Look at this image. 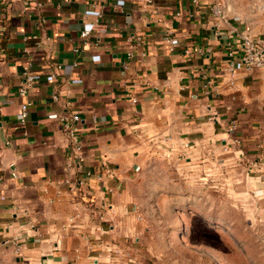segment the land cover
<instances>
[{
    "label": "crops",
    "instance_id": "crops-1",
    "mask_svg": "<svg viewBox=\"0 0 264 264\" xmlns=\"http://www.w3.org/2000/svg\"><path fill=\"white\" fill-rule=\"evenodd\" d=\"M258 7L264 0H0V255L130 264L150 204L190 206V184L231 166L264 180V69L226 53L242 32L264 44ZM26 67L37 81L20 96ZM62 115L81 146L74 158ZM168 165L172 174H155Z\"/></svg>",
    "mask_w": 264,
    "mask_h": 264
},
{
    "label": "rangeland",
    "instance_id": "rangeland-1",
    "mask_svg": "<svg viewBox=\"0 0 264 264\" xmlns=\"http://www.w3.org/2000/svg\"><path fill=\"white\" fill-rule=\"evenodd\" d=\"M163 171L172 174L169 165L155 174ZM194 173L199 174L197 167ZM209 175L215 178L188 186L196 197L190 206L162 201L156 213L155 204L149 205L134 234L130 264H264V180L250 183L241 178V167L233 166ZM0 264L26 263L3 252Z\"/></svg>",
    "mask_w": 264,
    "mask_h": 264
},
{
    "label": "built area",
    "instance_id": "built-area-1",
    "mask_svg": "<svg viewBox=\"0 0 264 264\" xmlns=\"http://www.w3.org/2000/svg\"><path fill=\"white\" fill-rule=\"evenodd\" d=\"M211 10H212V13L216 17H218L220 19L224 18L223 10L219 5L214 4L212 6ZM89 33H90L89 30H83L81 32V37H86L89 35ZM128 41H129V44H128L126 54H127V58L129 59L133 54L134 44L130 41V39H128ZM166 42L168 43L169 49H171V50L177 44L171 36L166 37ZM226 45L228 48V50L226 52L227 55L231 59L238 58L242 62L243 67L247 71H252L255 69H264V44H262L260 41L252 38L247 33L242 32L239 36L238 50H236V51L233 50L230 43H228V42H226ZM122 66L124 69H127L128 68V62L124 61L122 63ZM57 68H59V66H57ZM224 69L229 73L230 76H232L234 73V70H235V66H234L232 61H229ZM21 76H22V78H21V82L18 86L17 92L20 96H25L27 94V92L35 84V82L37 81V78L33 74L32 70L29 67H26L22 71ZM52 97H53V99H57L56 94H53ZM28 105H29L28 102H22L20 105V111L16 115L17 119L21 123H23L25 121V118L27 116ZM72 118L77 119V116L73 115ZM59 120L62 122L63 131L65 132V135L67 136V138L69 140L67 143V148H70L71 157L74 158L75 156H77V154L81 150V146H80L79 141L77 140L76 135H75L76 130L72 126L71 119L69 117L62 115L59 117ZM227 129H228L229 133H231V132L233 133L236 131L237 121L235 118H232L229 121ZM72 168H73L72 163L67 164V167H66L67 170H70ZM11 175L16 176V173L12 172ZM65 181L69 185L73 183V182H70L69 178ZM80 185H82L81 181H79L78 185L77 184L74 185V187L76 188V187H79ZM76 209L78 210L77 206H76ZM78 214L75 216L77 217ZM11 243L13 245L14 252L19 253L20 252V244H19L18 240L14 239V240H12Z\"/></svg>",
    "mask_w": 264,
    "mask_h": 264
}]
</instances>
